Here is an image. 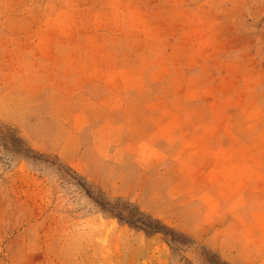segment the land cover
<instances>
[{
	"label": "rangeland",
	"instance_id": "obj_1",
	"mask_svg": "<svg viewBox=\"0 0 264 264\" xmlns=\"http://www.w3.org/2000/svg\"><path fill=\"white\" fill-rule=\"evenodd\" d=\"M0 264H264V0H0Z\"/></svg>",
	"mask_w": 264,
	"mask_h": 264
}]
</instances>
